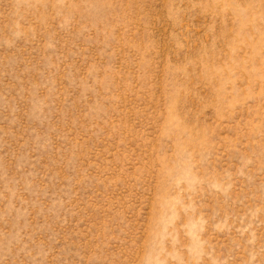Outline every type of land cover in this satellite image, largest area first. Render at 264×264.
<instances>
[{"label": "rangeland", "instance_id": "1", "mask_svg": "<svg viewBox=\"0 0 264 264\" xmlns=\"http://www.w3.org/2000/svg\"><path fill=\"white\" fill-rule=\"evenodd\" d=\"M0 264H264V0H0Z\"/></svg>", "mask_w": 264, "mask_h": 264}]
</instances>
